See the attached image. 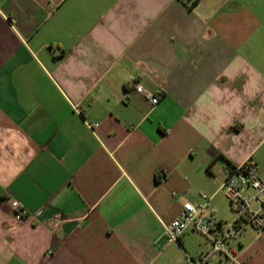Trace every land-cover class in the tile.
Here are the masks:
<instances>
[{"label":"crops","instance_id":"crops-1","mask_svg":"<svg viewBox=\"0 0 264 264\" xmlns=\"http://www.w3.org/2000/svg\"><path fill=\"white\" fill-rule=\"evenodd\" d=\"M245 162L264 182V0H0V264H191L210 240L163 222ZM229 247L264 264V227Z\"/></svg>","mask_w":264,"mask_h":264},{"label":"built area","instance_id":"built-area-1","mask_svg":"<svg viewBox=\"0 0 264 264\" xmlns=\"http://www.w3.org/2000/svg\"><path fill=\"white\" fill-rule=\"evenodd\" d=\"M133 82L136 91L150 97L153 105L158 103L157 95L135 79ZM97 125L98 123H89L91 128ZM221 189L229 200L231 208L236 212L237 216L233 221L226 222L212 214H205L203 210L208 205L209 197L202 193L201 203L196 205L186 201L178 216L171 221L163 222L164 233L169 242H179L180 237L187 230L200 232L211 242L212 249L208 254L216 252L223 255V258L214 264H238L236 256L229 249V243L235 240L247 225L264 227V182L254 173V167L249 162H245L227 169ZM247 189L252 192L244 193ZM252 202L258 204L257 209L251 207ZM11 207L17 220L33 216L16 199L11 201ZM50 252L51 250L47 251L48 254ZM208 254L197 260L190 259L191 264H209Z\"/></svg>","mask_w":264,"mask_h":264},{"label":"rangeland","instance_id":"rangeland-1","mask_svg":"<svg viewBox=\"0 0 264 264\" xmlns=\"http://www.w3.org/2000/svg\"><path fill=\"white\" fill-rule=\"evenodd\" d=\"M228 201L229 200L225 199L221 194L213 201L212 208L215 210V215L217 218H220L226 222H231L236 218L237 215H236V212L230 207ZM251 207L253 209H257L258 204L256 202H252ZM244 233L246 234V236L249 235L250 228L248 227Z\"/></svg>","mask_w":264,"mask_h":264},{"label":"trees","instance_id":"trees-1","mask_svg":"<svg viewBox=\"0 0 264 264\" xmlns=\"http://www.w3.org/2000/svg\"><path fill=\"white\" fill-rule=\"evenodd\" d=\"M187 1H189V2H191V1H192V3H195L197 0H187Z\"/></svg>","mask_w":264,"mask_h":264},{"label":"bare ground","instance_id":"bare-ground-1","mask_svg":"<svg viewBox=\"0 0 264 264\" xmlns=\"http://www.w3.org/2000/svg\"><path fill=\"white\" fill-rule=\"evenodd\" d=\"M180 240V239H179Z\"/></svg>","mask_w":264,"mask_h":264}]
</instances>
